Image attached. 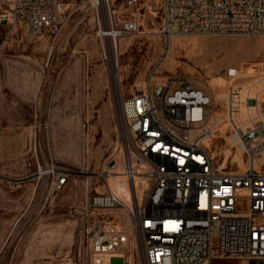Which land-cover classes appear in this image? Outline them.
Listing matches in <instances>:
<instances>
[{
    "label": "rangeland",
    "instance_id": "obj_1",
    "mask_svg": "<svg viewBox=\"0 0 264 264\" xmlns=\"http://www.w3.org/2000/svg\"><path fill=\"white\" fill-rule=\"evenodd\" d=\"M162 1L127 6L125 0H110L111 12L103 9L115 28L137 23L133 33L117 37L116 70L101 52L90 0H64L68 21L55 39L33 36L20 23H0V229L2 219L11 228L14 215L24 214L17 227L22 239L0 240V264H91L84 219H122L124 213L120 208L81 212L78 206L105 188L89 175L108 160L122 172L127 152L133 154L121 99L144 88L150 74L152 85L171 78L172 85L209 88L215 99V137L209 143L215 161L224 170L245 167L239 152L234 156L239 164L230 161L223 98L229 86L242 87L245 95L264 76V35L168 36L161 29ZM34 154L42 167L53 164L71 172L57 194L51 195L47 175L35 176ZM131 157L143 173L146 164ZM138 183L145 195L144 179ZM143 191L138 190L139 200ZM129 197L127 192V203ZM110 264L123 260L114 256Z\"/></svg>",
    "mask_w": 264,
    "mask_h": 264
},
{
    "label": "built area",
    "instance_id": "obj_2",
    "mask_svg": "<svg viewBox=\"0 0 264 264\" xmlns=\"http://www.w3.org/2000/svg\"><path fill=\"white\" fill-rule=\"evenodd\" d=\"M90 1L101 52L113 59L114 45L117 60V37L133 33L137 23L115 28L99 0ZM105 2L109 13L110 0ZM137 2L125 0L127 6ZM68 16L64 0H0V23L23 24L33 36L55 39ZM161 29L168 36L264 35V0H163ZM242 91L229 86L223 98L230 161L239 164L234 159L239 152L242 170H224L215 161L209 144L215 137L209 126L215 99L209 88L191 82L172 85L171 78L152 85L150 74L144 88L122 97L133 154L127 152L119 174L135 183L140 169L131 156L138 158L146 164L140 175L147 191L138 204L133 191L129 204L108 186L114 162L108 160L93 173L105 188L88 194L78 211L120 208L124 218L90 220L86 213L91 264H110L114 256L136 264L137 255L141 264H264V76L245 95ZM35 161V176L49 177L51 195L60 192L71 172Z\"/></svg>",
    "mask_w": 264,
    "mask_h": 264
},
{
    "label": "bare ground",
    "instance_id": "obj_3",
    "mask_svg": "<svg viewBox=\"0 0 264 264\" xmlns=\"http://www.w3.org/2000/svg\"><path fill=\"white\" fill-rule=\"evenodd\" d=\"M99 3L100 4H102V6H103V8L102 9H105V10H108V6H107V4H106V2H105V0H99ZM108 17V16H107ZM104 33L105 34H107V35H109V34H112L113 33V31H109V30H107V31H104ZM130 39V38H129ZM122 40V39H121ZM120 41V40H119ZM125 42V41H124ZM126 43L128 44L129 43V40H127L126 41ZM124 44V43H123ZM121 46V45H120ZM126 48V47H125ZM124 48V49H125ZM122 49V48H121ZM129 50V49H128ZM116 52H117V49H116ZM240 52V51H239ZM121 55H123L124 54V51H120L119 52ZM232 54V53H231ZM110 55L113 57V59H112V67L114 68V70H116L117 69V66H119V63H117V60L114 58L115 57V47H114V45H112V47L110 48ZM233 72H234V70H233ZM232 72V73H233ZM230 73V72H229ZM231 74V73H230ZM113 76H114V79L116 78V76H117V74H116V72H113ZM115 82V89H116V92H117V94L120 92V90H121V85H120V83L118 84V80L117 81H114ZM215 115H214V117H212V119H211V122H210V124H209V126L210 127H212L213 125H214V121H215ZM134 167V166H133ZM87 169V168H86ZM119 173H121V172H117V171H113V174H112V176L107 180V182H109L111 179H113V178H116V179H118V180H123V181H120V182H117V184H118V188H112L111 187V189L113 190L114 189V191L115 192H117L125 201H126V198H124V194H122V191L123 192H125V193H127V192H130V196H132L133 195V191H135L136 190V193H138V190H139V193L140 192H142L144 189H143V187H140V183H138V180H141V179H143V176L142 175H140L141 173L138 171V175H136V177H135V183L134 182H129L126 178H124V177H122ZM90 179L93 177V175H89L88 176ZM87 183H88V181H87ZM125 183H128L129 184V190H127V184H125ZM133 183V184H132ZM132 187H134L135 189L134 190H131V188ZM139 193L137 194V196L135 197V199H134V204L136 203V204H138L139 202H140V200H139ZM143 194H144V191H143ZM130 198V200L128 201V203L129 204H131V203H133V200L131 199V197H129ZM137 257V259H138V264H141V258H140V256L139 255H137L136 256ZM137 264V263H136Z\"/></svg>",
    "mask_w": 264,
    "mask_h": 264
},
{
    "label": "crops",
    "instance_id": "obj_4",
    "mask_svg": "<svg viewBox=\"0 0 264 264\" xmlns=\"http://www.w3.org/2000/svg\"><path fill=\"white\" fill-rule=\"evenodd\" d=\"M123 180H111L110 182H108V186H111L113 188H118V184L117 182H120ZM34 192H31V195H33ZM122 194H124L123 196H127V193L122 191ZM129 194V193H128ZM143 193H142V197H143ZM129 196V195H128ZM31 198V196L29 197ZM45 199L47 200L48 197H45ZM23 213H17L14 215V219H13V225L11 228H9L8 226V221L7 219H2L1 223L4 224V226L0 229V240H4V242L6 240L9 239H16L17 241H20L23 237V234L20 233V230L17 228L20 223L22 222V218H23ZM3 242V243H4Z\"/></svg>",
    "mask_w": 264,
    "mask_h": 264
},
{
    "label": "water",
    "instance_id": "obj_5",
    "mask_svg": "<svg viewBox=\"0 0 264 264\" xmlns=\"http://www.w3.org/2000/svg\"><path fill=\"white\" fill-rule=\"evenodd\" d=\"M229 72L232 73V72H233V69L230 68V69H229Z\"/></svg>",
    "mask_w": 264,
    "mask_h": 264
}]
</instances>
